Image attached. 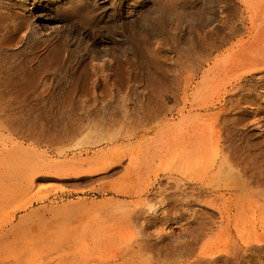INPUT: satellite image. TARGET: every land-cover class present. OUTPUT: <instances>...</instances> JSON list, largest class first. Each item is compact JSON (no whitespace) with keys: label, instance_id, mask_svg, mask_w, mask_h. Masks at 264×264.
Masks as SVG:
<instances>
[{"label":"bare ground","instance_id":"obj_1","mask_svg":"<svg viewBox=\"0 0 264 264\" xmlns=\"http://www.w3.org/2000/svg\"><path fill=\"white\" fill-rule=\"evenodd\" d=\"M212 2L225 4L198 23L186 0H0V112L19 137L54 145L87 132L93 147H108L154 134L159 152L176 154L181 169L157 171L140 194L156 190L159 200L107 215L106 243L122 264H264V236L205 247L235 229L228 200L264 199V139L250 132L264 118V60L235 76L218 102L202 101L248 30L246 3L233 15L228 2ZM188 25L200 40L176 48L166 66L160 45ZM119 127L123 136L111 134ZM147 155L142 166L154 159ZM134 169L131 159L125 172ZM246 218L243 230H264V219ZM126 232L131 242H122Z\"/></svg>","mask_w":264,"mask_h":264},{"label":"rangeland","instance_id":"obj_2","mask_svg":"<svg viewBox=\"0 0 264 264\" xmlns=\"http://www.w3.org/2000/svg\"><path fill=\"white\" fill-rule=\"evenodd\" d=\"M186 1L187 12L195 13L198 23L225 4L212 0ZM224 1L229 3L233 15L241 14L240 4L246 3L243 8L248 30L234 40L235 47L222 64V78L202 95L204 103L218 102L235 76L255 60H264V37H257V32L264 29V0ZM196 28L185 26L182 32L163 40L167 44L160 48L166 66L177 59L176 48L184 47L187 51L196 46L200 40ZM3 118L6 117L0 112V264H122L113 259L106 243V229L112 218L107 215L119 212L121 207L133 209L143 200L152 203L159 200L156 190L147 196L140 194L155 183L157 171L181 169L174 160L176 154L159 152L154 134L108 147H93L87 132L71 141L41 143L19 137L11 129V122ZM27 124L35 129L40 127V122ZM124 132L119 127L111 134L123 136ZM250 132L257 141L264 139L263 117L259 124L252 125ZM150 154L154 158L152 163L147 159L149 164L142 166V157ZM131 159L135 169L126 174L125 167ZM104 160H122L123 164L105 167ZM223 202L215 201L217 205ZM228 202L232 215L239 216L236 222L233 220L235 229L232 235L215 232L205 246L209 251L229 247L235 239L264 236V230H243L241 226L243 221L251 220L245 219L247 216H256L257 224L264 219V199ZM134 236L133 232L124 233L122 242H131Z\"/></svg>","mask_w":264,"mask_h":264}]
</instances>
